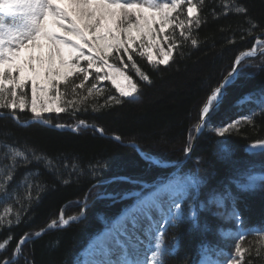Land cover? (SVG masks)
Listing matches in <instances>:
<instances>
[{
  "label": "trees",
  "instance_id": "trees-1",
  "mask_svg": "<svg viewBox=\"0 0 264 264\" xmlns=\"http://www.w3.org/2000/svg\"><path fill=\"white\" fill-rule=\"evenodd\" d=\"M241 2L246 4L255 22L264 26V0ZM220 4L221 0H205L204 22L194 32L198 45L192 47L186 42L168 66L153 68L144 59L136 58L152 83L140 80L135 69L130 67L128 74L140 86L135 100H125L121 105L93 112L91 105L95 101L90 99L85 110L75 115L68 112L46 116L54 125L64 124L72 128L80 120L94 123L105 129L103 136L91 127H80L77 132L36 124L22 127L0 113V174L11 163L10 158L4 156L6 145H18L42 153L55 167V171L50 172L41 161L26 167L21 165L15 172L13 187L22 181L26 171L33 169H38L40 175L29 178L33 185L31 194L36 195L37 184H46L47 187L39 201L30 205L19 225L0 231V242L9 232L13 236L8 253L4 255L11 253L22 235L45 228L52 219L59 217L61 211L65 217L79 214L82 201L87 197L84 218L72 222L67 228L48 230L38 239H29L23 246L24 253L34 264H83L85 255L110 219L131 203L129 200L98 197L105 188L111 192L133 187L121 182L112 183L114 176L151 181L168 173L175 174L177 162L187 158L184 149L189 135L193 137L200 108L211 88L218 86L231 70L236 56L253 46L252 36L245 35L241 39L243 29L248 27L245 17L229 14L216 18L212 15L213 8L217 13L221 12ZM258 31L253 30V36ZM100 86L105 88L106 96L117 95L109 81ZM262 90L264 55H259L242 64L241 75L227 86L222 103L197 136L189 157L179 166L185 172L198 173L203 180L195 198L182 202L185 213L189 209L199 212L203 227L194 230L188 223L169 225L164 237L168 251L161 256L163 264H198L208 257L211 260L226 259L224 254L234 253L236 243L251 247L247 264H264V248L259 247L261 233H264V182H258L257 187L249 190L236 187V181L244 174L264 172V150L259 153L250 151L252 143L264 141V112L257 104ZM99 103L103 104L102 98ZM252 111L256 113L252 123L241 122L223 137L214 131L241 120ZM18 115L20 121L31 118L28 110ZM113 135H120L124 143L113 140ZM130 140H135L139 151L128 144ZM220 141L230 146L229 159L217 155ZM141 152L171 164L149 167L142 160ZM97 161H106L108 167L93 177L90 166ZM64 180L70 182L63 183ZM227 190L234 199L228 198L219 206L212 203L214 194ZM16 192L21 199L28 194L24 187L16 188ZM23 202L27 203L26 200ZM233 207L238 209L242 224L236 223L230 215ZM18 208L14 202L0 203V214ZM174 243L176 249L173 251ZM19 264H24L23 258Z\"/></svg>",
  "mask_w": 264,
  "mask_h": 264
},
{
  "label": "snow or ice",
  "instance_id": "snow-or-ice-1",
  "mask_svg": "<svg viewBox=\"0 0 264 264\" xmlns=\"http://www.w3.org/2000/svg\"><path fill=\"white\" fill-rule=\"evenodd\" d=\"M219 7L220 13L212 9L216 18L229 14L245 17L248 27L243 29L241 39L245 35L252 36L254 42L250 49L236 56L223 84L211 88L200 108L199 123L193 129L197 134L204 130L211 114L222 103L227 86L241 75L242 61L256 55L258 50L264 55V39L259 38L264 36V26L255 22L246 4L241 0H221ZM204 9L205 0H0V113L22 127L36 124L73 132L80 127H91L103 136L105 129L94 123L80 120L72 128L64 124L53 125L46 116L68 112L75 115L85 110L90 99L95 101L91 105L93 112L121 105L125 100H135L140 86L128 74L129 68L135 69L140 80L152 83L136 58L158 68L168 66L186 42L196 47L198 40L194 32L204 22ZM255 29L259 31L253 36ZM104 81L114 86L117 95H105V88L100 86ZM258 95L257 104L264 112V90ZM101 98L103 104L99 103ZM26 110L31 119L21 123L18 113ZM255 115L252 111L241 120L214 131L223 137L241 122L252 123ZM111 138L124 143L120 135ZM129 144L139 151L135 140H130ZM5 147L4 156L10 158L11 163L0 174V203L14 202L19 208L0 214V231L19 225L30 205L39 201L47 187L37 184L36 195L31 194L33 185L29 178L40 175L38 169L26 171L22 181L13 187L18 167L43 161L46 170L55 171L52 161L42 153L18 145ZM253 147H264V141H257ZM191 150L190 134L185 155L188 156ZM217 155L229 159L230 146L220 141ZM141 158L149 167L161 164L150 153L141 152ZM180 163L177 162L175 174L168 173L151 181L114 176L112 183L121 182L133 187L111 192L105 188L98 193L99 198L129 200L131 203L110 219L91 246L92 259L86 264H163L161 256L168 251L164 237L169 225L188 223L194 230L203 227L198 211L189 209L185 213L182 209V202L195 198L203 180L196 172H185L179 167ZM107 167L106 161H97L90 166L91 175L96 177ZM258 182H264V172L244 174L236 181V187L249 190L257 187ZM18 187H24L28 192L23 199L16 192ZM228 198H233L230 190L216 193L212 203L223 205ZM82 203L79 215L66 218L61 211L58 219H52L45 228L22 235L11 253L4 255L13 240L9 232L0 242V264H19L21 258L24 264H34L24 253L23 246L29 239H38L48 230L67 228L84 218L87 197ZM230 215L236 223L242 224L238 209L233 207ZM259 247L264 248V233H261ZM172 249H176L175 243ZM251 251V247L236 243L234 253H221L227 256L226 259H206L203 264H247L246 257Z\"/></svg>",
  "mask_w": 264,
  "mask_h": 264
},
{
  "label": "water",
  "instance_id": "water-1",
  "mask_svg": "<svg viewBox=\"0 0 264 264\" xmlns=\"http://www.w3.org/2000/svg\"><path fill=\"white\" fill-rule=\"evenodd\" d=\"M224 82V81H223ZM223 84V83H222ZM196 136H197V132L195 133V136H194V138H193V141H192V147L194 146V144H195V141H196ZM259 147H253V149H258Z\"/></svg>",
  "mask_w": 264,
  "mask_h": 264
},
{
  "label": "rangeland",
  "instance_id": "rangeland-1",
  "mask_svg": "<svg viewBox=\"0 0 264 264\" xmlns=\"http://www.w3.org/2000/svg\"><path fill=\"white\" fill-rule=\"evenodd\" d=\"M261 39H264V37H263V38H261ZM90 259H92V256H91V254L87 255L86 262H87V261H89ZM86 262H85V263H86Z\"/></svg>",
  "mask_w": 264,
  "mask_h": 264
},
{
  "label": "bare ground",
  "instance_id": "bare-ground-1",
  "mask_svg": "<svg viewBox=\"0 0 264 264\" xmlns=\"http://www.w3.org/2000/svg\"><path fill=\"white\" fill-rule=\"evenodd\" d=\"M206 101V100H205Z\"/></svg>",
  "mask_w": 264,
  "mask_h": 264
}]
</instances>
